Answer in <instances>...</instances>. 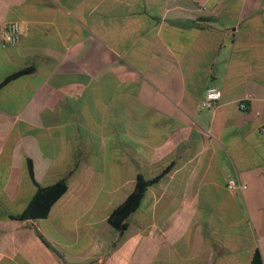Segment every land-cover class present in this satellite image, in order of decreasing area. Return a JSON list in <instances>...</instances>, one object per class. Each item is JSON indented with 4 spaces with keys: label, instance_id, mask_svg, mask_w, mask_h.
Instances as JSON below:
<instances>
[{
    "label": "crops",
    "instance_id": "obj_1",
    "mask_svg": "<svg viewBox=\"0 0 264 264\" xmlns=\"http://www.w3.org/2000/svg\"><path fill=\"white\" fill-rule=\"evenodd\" d=\"M11 20L0 83L28 71L0 86V264H264V0H0ZM28 158L67 189L10 218L37 190ZM165 168L120 233L109 213Z\"/></svg>",
    "mask_w": 264,
    "mask_h": 264
},
{
    "label": "trees",
    "instance_id": "obj_2",
    "mask_svg": "<svg viewBox=\"0 0 264 264\" xmlns=\"http://www.w3.org/2000/svg\"><path fill=\"white\" fill-rule=\"evenodd\" d=\"M27 71V69H24L9 74L2 80L0 86L15 78L16 76L26 73ZM26 162L29 175L31 177V180L37 186V190L22 212L17 214H10L8 215V217L19 219L45 218L47 217L54 202L66 191V180L64 178H61L55 183L49 185H40L34 179V169L32 161L28 158L26 159ZM166 171L167 168H165L159 175L149 179H146L141 175L137 176L132 191L120 204L113 208L108 215V222L116 230H118L120 233L126 230L128 226L127 219L139 206L147 187L157 182ZM249 264H263L261 254L258 250H256L252 255Z\"/></svg>",
    "mask_w": 264,
    "mask_h": 264
},
{
    "label": "built area",
    "instance_id": "obj_3",
    "mask_svg": "<svg viewBox=\"0 0 264 264\" xmlns=\"http://www.w3.org/2000/svg\"><path fill=\"white\" fill-rule=\"evenodd\" d=\"M20 37V22L11 20L3 23L0 26V40L3 45H14L18 42ZM222 92L214 86H208L205 89L204 97L201 100V105L205 108H213L221 99ZM239 107L244 109L246 107L245 100L239 103ZM226 188L230 192L239 191L243 193L247 189V185L241 182L236 176H231L226 179Z\"/></svg>",
    "mask_w": 264,
    "mask_h": 264
},
{
    "label": "rangeland",
    "instance_id": "obj_4",
    "mask_svg": "<svg viewBox=\"0 0 264 264\" xmlns=\"http://www.w3.org/2000/svg\"><path fill=\"white\" fill-rule=\"evenodd\" d=\"M52 218L53 215L51 218L42 220V227L44 229V233L49 237V239L53 240V242L57 243L60 247L69 249L70 251L73 250V246H72L73 232L69 230H60L57 232L55 230L54 221Z\"/></svg>",
    "mask_w": 264,
    "mask_h": 264
},
{
    "label": "water",
    "instance_id": "obj_5",
    "mask_svg": "<svg viewBox=\"0 0 264 264\" xmlns=\"http://www.w3.org/2000/svg\"><path fill=\"white\" fill-rule=\"evenodd\" d=\"M92 264H97V262H92Z\"/></svg>",
    "mask_w": 264,
    "mask_h": 264
}]
</instances>
